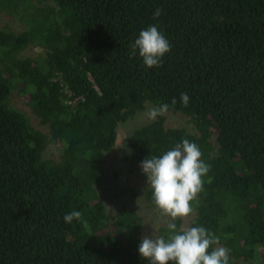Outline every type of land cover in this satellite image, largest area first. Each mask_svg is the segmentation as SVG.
Instances as JSON below:
<instances>
[{
    "label": "trees",
    "instance_id": "1",
    "mask_svg": "<svg viewBox=\"0 0 264 264\" xmlns=\"http://www.w3.org/2000/svg\"><path fill=\"white\" fill-rule=\"evenodd\" d=\"M0 14L19 25L0 27V264H149L139 216L107 212L95 189L118 123L146 102L193 132L158 116L126 138L132 158L197 144L210 170L189 228L219 237L209 252L229 249V264H264V0H0ZM153 24L170 51L148 68L129 45ZM49 142L55 159L43 156ZM142 197L157 207L151 188ZM73 210L83 222L65 223ZM167 223L156 236L172 234Z\"/></svg>",
    "mask_w": 264,
    "mask_h": 264
},
{
    "label": "clouds",
    "instance_id": "2",
    "mask_svg": "<svg viewBox=\"0 0 264 264\" xmlns=\"http://www.w3.org/2000/svg\"><path fill=\"white\" fill-rule=\"evenodd\" d=\"M161 9H156L154 18L161 15ZM131 54L137 50L143 63L148 68L162 66V57L170 51V43L153 24L141 30L139 37L129 45ZM190 97L180 94V102L187 107ZM175 98L172 104H176ZM169 110L168 104L149 108L146 115L149 120L165 115ZM202 153L197 144L183 139L171 150L161 156L144 159L140 167L147 176L155 205L163 214L171 218L167 228L171 235L166 239L162 236L145 235L141 239L138 251L147 259L149 264H229L230 250L218 246L219 237L209 233L204 227L181 228L177 231L174 222L178 217H187L192 213L191 201L202 190L203 179L210 170V165L201 159ZM65 223L74 219L83 222L80 211L73 210L63 217Z\"/></svg>",
    "mask_w": 264,
    "mask_h": 264
},
{
    "label": "rangeland",
    "instance_id": "3",
    "mask_svg": "<svg viewBox=\"0 0 264 264\" xmlns=\"http://www.w3.org/2000/svg\"><path fill=\"white\" fill-rule=\"evenodd\" d=\"M8 26L12 29L19 27L18 23L0 14V27ZM24 55H34L35 49L26 48L22 51ZM9 104L22 110L28 116L33 127L47 133V127L41 124L34 115L31 108L26 103L24 97L16 94L9 96ZM154 105L146 102L143 108L129 116L125 121L118 123L116 127V139L112 148L104 153L102 164V175L100 181L95 186L96 192L102 200L105 210L114 213L119 207L124 206L132 209L141 220L140 235H157V229L167 223L171 218L162 213L158 207L150 206L142 197V191L150 188L147 185V176L143 173L139 164L132 158L126 145V138L130 132L151 120L146 113ZM165 127H183L187 131L193 132L188 119L180 113L167 112L163 115ZM59 149L49 142L43 152L47 158H57ZM192 213L187 217H179L181 228H189V221Z\"/></svg>",
    "mask_w": 264,
    "mask_h": 264
}]
</instances>
